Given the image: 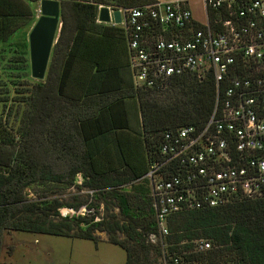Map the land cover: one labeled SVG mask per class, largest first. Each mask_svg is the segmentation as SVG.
<instances>
[{
    "label": "trees",
    "instance_id": "16d2710c",
    "mask_svg": "<svg viewBox=\"0 0 264 264\" xmlns=\"http://www.w3.org/2000/svg\"><path fill=\"white\" fill-rule=\"evenodd\" d=\"M37 1L0 0V253L7 230L96 244L101 231L125 250V264L175 256L189 264H264V198L173 214L169 234L159 235L146 174L161 159L165 132L206 125L217 88L212 76L193 73L160 88L134 87L127 36L98 15L102 6L153 0H58L61 30L43 80L30 65ZM73 188H87L88 198L51 197ZM64 208L75 213L64 216ZM201 238L212 247L197 251Z\"/></svg>",
    "mask_w": 264,
    "mask_h": 264
},
{
    "label": "built area",
    "instance_id": "2783aa9c",
    "mask_svg": "<svg viewBox=\"0 0 264 264\" xmlns=\"http://www.w3.org/2000/svg\"><path fill=\"white\" fill-rule=\"evenodd\" d=\"M199 1L200 15L191 0L118 8V24L111 9L110 23L127 36L136 89L160 88L185 73L216 83L210 120L165 132L161 159L146 174L161 237L173 214L264 198V0ZM195 245L206 251L212 242ZM164 262L189 264L180 256Z\"/></svg>",
    "mask_w": 264,
    "mask_h": 264
},
{
    "label": "rangeland",
    "instance_id": "374dc122",
    "mask_svg": "<svg viewBox=\"0 0 264 264\" xmlns=\"http://www.w3.org/2000/svg\"><path fill=\"white\" fill-rule=\"evenodd\" d=\"M191 1L195 12L200 15V1ZM39 16L40 14L36 13V18ZM76 195L78 201L83 202L88 198L89 190L73 188L53 193L51 197L73 202ZM30 196L36 197L33 193ZM81 210L85 211L86 208ZM115 212H118V209H115ZM96 234L99 237L98 244L74 236L7 230L3 236L0 264H125V250L110 243L106 232L97 231ZM157 264L165 262L160 259Z\"/></svg>",
    "mask_w": 264,
    "mask_h": 264
},
{
    "label": "water",
    "instance_id": "95a60500",
    "mask_svg": "<svg viewBox=\"0 0 264 264\" xmlns=\"http://www.w3.org/2000/svg\"><path fill=\"white\" fill-rule=\"evenodd\" d=\"M39 8L41 14L29 33L30 65L31 76L43 80L61 30V3L58 0H41ZM112 15L117 24L122 21L120 10H114ZM98 18L100 22L110 23L111 8L102 6Z\"/></svg>",
    "mask_w": 264,
    "mask_h": 264
},
{
    "label": "crops",
    "instance_id": "0c3cea01",
    "mask_svg": "<svg viewBox=\"0 0 264 264\" xmlns=\"http://www.w3.org/2000/svg\"><path fill=\"white\" fill-rule=\"evenodd\" d=\"M41 1V0H40ZM40 1H37V2H35V3H32V7L36 10V13H37V10H38V8H39V3H40ZM100 22V21H99ZM107 24H111V25H114L113 23H107ZM124 61H125V64H126V58H125V55H124Z\"/></svg>",
    "mask_w": 264,
    "mask_h": 264
},
{
    "label": "clouds",
    "instance_id": "9594fccd",
    "mask_svg": "<svg viewBox=\"0 0 264 264\" xmlns=\"http://www.w3.org/2000/svg\"><path fill=\"white\" fill-rule=\"evenodd\" d=\"M39 9V8H38Z\"/></svg>",
    "mask_w": 264,
    "mask_h": 264
}]
</instances>
